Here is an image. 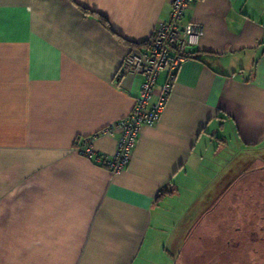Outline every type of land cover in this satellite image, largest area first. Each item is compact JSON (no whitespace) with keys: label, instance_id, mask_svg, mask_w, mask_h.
Instances as JSON below:
<instances>
[{"label":"crops","instance_id":"1","mask_svg":"<svg viewBox=\"0 0 264 264\" xmlns=\"http://www.w3.org/2000/svg\"><path fill=\"white\" fill-rule=\"evenodd\" d=\"M172 4L0 0V264H264V200L240 196L264 195V0L188 8L204 33L123 172L73 150L131 112L119 69Z\"/></svg>","mask_w":264,"mask_h":264},{"label":"built area","instance_id":"2","mask_svg":"<svg viewBox=\"0 0 264 264\" xmlns=\"http://www.w3.org/2000/svg\"><path fill=\"white\" fill-rule=\"evenodd\" d=\"M195 0H173L170 17L160 21L149 38L147 48L129 53L118 72L123 75L141 76L140 93L131 112L122 119L88 135L79 136L73 150L80 156L92 160L110 173L123 172L129 165L138 137L144 126L156 124L173 91L176 71L186 59L188 49L196 46L204 30L201 24L184 22L186 11ZM166 79L159 92L156 86L160 74ZM113 131L119 132L116 151L113 155L95 149L96 140Z\"/></svg>","mask_w":264,"mask_h":264},{"label":"rangeland","instance_id":"3","mask_svg":"<svg viewBox=\"0 0 264 264\" xmlns=\"http://www.w3.org/2000/svg\"><path fill=\"white\" fill-rule=\"evenodd\" d=\"M237 166L239 167V166H242V164H243V161H241V158H239V159H237ZM238 175H240V173H238ZM259 190V187H257V188H253L252 190H251V193H249V192H243V191H241L240 192V196H252V197H254V198H256V200L257 199H261V197L263 198V200H264V195L262 196L261 195V189L259 190V193H257V191ZM244 200H246V198H244ZM247 202H250V201H247ZM247 207V210L245 209V207ZM243 206V208H244V210H245V214L247 213H249V210H250V207H249V205L248 206H246V205H244ZM263 208V210H264V207H262ZM243 213V214H244ZM237 214H240L239 212H237ZM240 223L242 224L243 223V221H240ZM253 259H254V257H252V256H250V255H245L244 256V253H242L240 256H238V258H237V260H236V262H237V264H250L251 263V261H253Z\"/></svg>","mask_w":264,"mask_h":264},{"label":"trees","instance_id":"4","mask_svg":"<svg viewBox=\"0 0 264 264\" xmlns=\"http://www.w3.org/2000/svg\"><path fill=\"white\" fill-rule=\"evenodd\" d=\"M148 44V42L145 43V45Z\"/></svg>","mask_w":264,"mask_h":264}]
</instances>
